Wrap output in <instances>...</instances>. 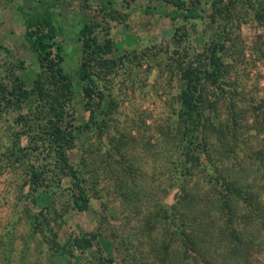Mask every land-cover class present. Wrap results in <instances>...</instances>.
Returning a JSON list of instances; mask_svg holds the SVG:
<instances>
[{"label":"rangeland","instance_id":"rangeland-1","mask_svg":"<svg viewBox=\"0 0 264 264\" xmlns=\"http://www.w3.org/2000/svg\"><path fill=\"white\" fill-rule=\"evenodd\" d=\"M48 1L63 58L60 88L26 39L24 14H42ZM86 23L100 41L109 30L112 46L89 58L83 80ZM212 47L218 118L207 133L215 160L208 165L204 153L201 166L187 169L181 163L203 132L189 147L174 123L181 74ZM38 81L49 86L48 97L37 93ZM54 106L80 136L67 154L89 196L81 211L70 170L44 132ZM90 114L97 124L83 132L78 126ZM205 169L206 177L211 169L231 173L235 202L251 217L241 220L250 236L247 261L225 260L228 242L213 259L264 264V0H0V264H164L154 250L158 209L179 204L197 184L202 194L203 175L195 180ZM222 189L214 188L215 198ZM204 228L210 239L211 227ZM86 236L92 246L82 250L74 241Z\"/></svg>","mask_w":264,"mask_h":264},{"label":"trees","instance_id":"trees-1","mask_svg":"<svg viewBox=\"0 0 264 264\" xmlns=\"http://www.w3.org/2000/svg\"><path fill=\"white\" fill-rule=\"evenodd\" d=\"M45 4L44 12L40 15L24 14L26 39L31 49L39 52L41 66L50 73L49 82L53 83L57 88H60L62 87V83H64L62 81L65 76L61 72L63 58L60 53V48H55V42L53 41L54 30L51 6L54 3L48 1ZM102 8L108 9L106 6ZM115 13H117L116 10L110 9L107 15L109 18L116 20ZM186 15L192 17L197 16L194 9H187ZM94 25L86 23L81 29L83 51L86 54V59H83L81 62L78 73L83 80L89 77V58L93 54L109 53L112 46V40L109 38V30L105 31V38L100 41ZM217 66L218 61L215 47H212L201 58L199 65H196L194 68L188 67L181 74V77L185 81V87L179 92V110L177 113L180 115L179 120L174 121V123H176V127L179 129V133H182V137L184 134L186 135V142L189 147H192L191 144L195 141V131L199 129L203 132V137L194 146V150L189 149L185 161H182V163L179 162L183 167L186 164L187 169L201 166L202 157L200 156L204 153L206 154L207 162H210L208 165H211L215 160L211 157V154L213 155V151L215 150V144H213L215 138L214 135H209L207 130L211 127L215 129L212 123L214 118H218L217 105L214 101L217 94L216 91L214 94L216 88H213L217 73L215 67ZM205 80L209 81L210 84ZM48 88L49 86L46 87L45 83L37 82V93L41 97H48L46 93ZM84 95L87 98L91 97L92 89L90 86L84 88ZM100 97L102 99L104 98L103 95ZM174 112L176 111L174 110ZM183 114L184 117H181ZM44 116H47L46 111ZM90 122L97 124V119H95L93 114H90L89 121L79 124V129L83 132L89 131L91 126ZM45 127L47 128H45L46 130L44 132L50 137L52 147H54L58 158L70 170L72 187L74 188L73 204L78 210H84L89 204V196L82 184L84 177L70 164L67 154L75 140L80 138L75 132L76 125L71 124L70 120L65 118L63 111L57 110L54 106L53 110L47 116ZM182 129H184V132ZM178 146H181V143ZM207 171L205 169L199 172L201 175L196 177L195 180L198 183V179L203 175V181L204 179L205 181L202 194H200L201 187L197 184L195 189L190 194H187L188 196L186 194L183 195L184 199L180 195L182 201L179 204L174 203L166 207L160 206L158 209V214L160 215L159 217L157 216L156 221L152 224V230L154 229V233L156 234L154 244L157 249L154 250L156 251L157 258L160 257L164 264H217V261L213 258L223 255L218 249L217 252L213 253V251L221 242H228L231 245V247H227L225 260H229V258L230 260H240L241 258L244 263L248 259L247 249L251 248L250 236L246 231L247 227L243 229L242 222L245 221L243 220L244 217H248L250 220L251 217L247 216L246 211L243 210L245 208H240L239 204L235 202V196L231 191V173H217V169H211L209 176L206 177ZM34 173L37 176V173ZM34 175L33 177H35ZM179 175H181V170ZM216 186L223 188V192L217 194L215 198L216 192L214 188L216 189ZM199 194L204 199L202 204L199 203ZM204 209H206L205 215L202 214ZM206 219H208L207 223ZM241 220L243 221L241 222ZM204 226L211 227L212 236L210 239L207 234L208 232L203 234ZM74 243L78 248L84 250L92 246V238H88L87 236L85 238H76ZM209 249L212 251L210 252ZM104 260L105 258L102 259V261Z\"/></svg>","mask_w":264,"mask_h":264}]
</instances>
